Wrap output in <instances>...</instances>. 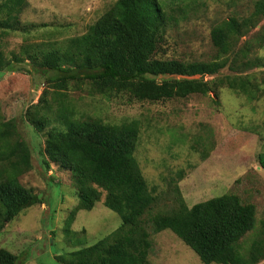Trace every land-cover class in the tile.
I'll return each instance as SVG.
<instances>
[{
  "label": "trees",
  "instance_id": "trees-1",
  "mask_svg": "<svg viewBox=\"0 0 264 264\" xmlns=\"http://www.w3.org/2000/svg\"><path fill=\"white\" fill-rule=\"evenodd\" d=\"M27 5V0H0V12L5 15L0 18V29L5 35L21 30V14ZM262 15L264 0H258L250 17L232 16L215 25L211 39L217 55L210 61L157 57L169 23L186 18L169 14L161 0H117L82 35L45 50L41 43L24 45L25 59L6 56L0 49L1 74L16 71L17 63L19 69L23 61H28L36 72L54 73L46 75V80L58 96V108H54L55 104L44 93L26 115L38 132H45L55 121L45 132L42 162L46 171L55 163L74 177L79 202L73 214L92 210L103 197L104 205L121 218L119 227L112 233L91 246L57 255L58 262L153 264L149 258L153 247L151 234L164 230L175 233L205 264H259L264 260V233L254 238L248 248L243 245L244 238L256 229L254 204L226 193L190 207L175 184L171 191L175 194L174 203L157 205L155 188H149L135 157L140 121L108 123L90 115L77 117L62 92L70 83H85L90 85L91 93H128L138 100L156 102L206 95L226 86L250 100L264 97L262 84L252 74L207 79L228 66L235 69L238 60L228 55ZM248 54L247 47L239 49L235 56ZM32 159L31 148L20 138L16 122H3L0 125V233L28 207L44 203L19 179L32 168ZM183 176L180 172L178 179ZM18 260V255L0 248V264H18Z\"/></svg>",
  "mask_w": 264,
  "mask_h": 264
},
{
  "label": "rangeland",
  "instance_id": "rangeland-1",
  "mask_svg": "<svg viewBox=\"0 0 264 264\" xmlns=\"http://www.w3.org/2000/svg\"><path fill=\"white\" fill-rule=\"evenodd\" d=\"M27 1L21 30L5 35L0 29V49L6 56L25 59L26 44L41 43L45 50L86 33L117 0ZM161 1L169 14L186 18L169 23L157 57L210 61L217 55L212 28L232 16L250 17L258 0ZM4 16L0 12V18ZM247 47V57L235 56ZM228 57L237 58L235 69L228 66L207 79L252 74L264 88V15ZM46 75L54 73L36 72L28 61L19 63V69L17 63L16 71L0 73V125L14 120L20 138L28 142L33 166L19 179L44 201L28 207L0 233V248L18 255V264H62L57 255L91 246L121 223L120 216L104 205L103 197L92 210H78L74 215L79 199L71 172L55 163L46 171L42 162L45 132L55 121L45 132H38L26 115L44 93L58 108V96ZM62 92L77 117L90 115L108 123L140 121L135 157L149 188H155L157 205L174 203L171 191L175 184L190 207L226 193L236 194L257 210L256 229L244 238V247L264 233V97L250 100L226 86L206 95L156 102L138 100L128 93H91L85 83H70ZM180 172L184 176L178 179ZM151 239L153 264H205L171 230L152 233Z\"/></svg>",
  "mask_w": 264,
  "mask_h": 264
}]
</instances>
